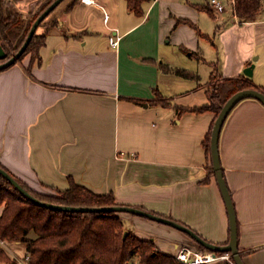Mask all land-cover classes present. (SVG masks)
I'll list each match as a JSON object with an SVG mask.
<instances>
[{
    "label": "crops",
    "instance_id": "1",
    "mask_svg": "<svg viewBox=\"0 0 264 264\" xmlns=\"http://www.w3.org/2000/svg\"><path fill=\"white\" fill-rule=\"evenodd\" d=\"M119 1L67 0L52 16L57 24L39 58L29 53L0 70V162L38 192L64 191L71 178L226 244L228 207L205 144L216 114L182 109L208 102L214 75L248 76L244 70L252 63L248 77L264 88V5L242 20L231 0H222L223 12L210 0H146L141 14ZM10 2L31 14L39 0ZM219 153L243 261L264 264L260 100L248 97L234 106L221 129ZM120 215L128 231L153 240L162 253L199 248L177 227ZM10 244L7 252L23 243ZM226 258L211 264H228Z\"/></svg>",
    "mask_w": 264,
    "mask_h": 264
},
{
    "label": "trees",
    "instance_id": "2",
    "mask_svg": "<svg viewBox=\"0 0 264 264\" xmlns=\"http://www.w3.org/2000/svg\"><path fill=\"white\" fill-rule=\"evenodd\" d=\"M53 1L47 0L29 20H26L23 13L12 5L10 0H0V42L7 51L5 58L8 59L18 51L33 22ZM126 1L130 10L138 14L143 12V2L146 0ZM7 5L10 7V13L6 12ZM263 5L264 0H236V14L242 20L251 19L261 12ZM198 7L204 8L202 5ZM48 15L38 26V28L45 26V32L38 34L37 28L20 60L29 53L33 60L39 58L48 31L57 24V20L47 22ZM165 69L184 77L198 76L184 68L172 69L165 66ZM245 88H257L264 92V88L256 85L246 75L219 77L207 89L206 104L182 110L197 112L210 110L215 112L217 117L226 100L236 91ZM212 128L205 143L209 154H211ZM0 166L5 168L1 162ZM15 177L29 192L44 201L74 206L121 205L116 201L114 194H97L71 178L66 190H57L56 194H45L32 189L23 180ZM1 206L3 209L0 214V237L8 242H24L29 254V264H124L137 251L143 264H181L176 255L162 253L153 240L141 239L130 231L125 234L120 211H69L42 206L22 193L2 173H0ZM198 247L212 251L201 244ZM215 252L220 255H231L230 251ZM231 259L233 261L232 257ZM227 262L233 264L228 260ZM0 264H20V262L14 257L11 258L5 249L0 248Z\"/></svg>",
    "mask_w": 264,
    "mask_h": 264
},
{
    "label": "water",
    "instance_id": "3",
    "mask_svg": "<svg viewBox=\"0 0 264 264\" xmlns=\"http://www.w3.org/2000/svg\"><path fill=\"white\" fill-rule=\"evenodd\" d=\"M63 0H54L33 22L28 35L23 42L22 46L15 52L12 56H10L6 61L0 63V70L4 69L14 63H16L23 52L26 50L29 42L31 41L34 33L36 32L39 24L41 21ZM7 56V51L4 48L3 44L0 43V58H5ZM255 64L252 63L248 67L245 68L244 72L248 76H252L254 72ZM253 97L260 100L264 104V92L257 88H245L236 91L232 94L226 102L223 104L220 112L218 113L211 134V155L213 161V168L216 172V176L221 187L224 199L226 201L229 217H230V239L229 242L226 244H216L204 239L198 233H196L192 228L188 227L185 224H182L176 220L171 218L158 215L146 209L140 207H134L129 205H111V206H74V205H64L58 203H52L48 201H44L31 192H29L21 183L20 181L8 170L0 166V173H2L5 177H7L22 193H24L27 197L32 199L35 203L46 206L52 209L57 210H69V211H120V212H132L138 215L149 217L153 220H157L159 222H163L174 227H177L186 233H188L193 239H195L199 244L211 249L212 251H224V252H231V257L233 258L234 264H245L238 246V223L236 217V211L234 207V203L231 197V193L228 189L226 180L224 178V173L222 170L221 160H220V153H219V138L222 126L234 108V106L244 98ZM129 231L126 230L125 234Z\"/></svg>",
    "mask_w": 264,
    "mask_h": 264
},
{
    "label": "built area",
    "instance_id": "4",
    "mask_svg": "<svg viewBox=\"0 0 264 264\" xmlns=\"http://www.w3.org/2000/svg\"><path fill=\"white\" fill-rule=\"evenodd\" d=\"M211 5L219 12H223L226 9V3L222 0H210ZM234 14H236L235 3L236 0L230 1ZM116 43V41H114ZM8 241L0 237V248L7 249ZM229 258L228 255H218L216 252H207L203 250H196L190 246H182L179 248L176 258L182 264H205L213 262L219 258ZM20 264H29V254L26 253L20 259Z\"/></svg>",
    "mask_w": 264,
    "mask_h": 264
},
{
    "label": "rangeland",
    "instance_id": "5",
    "mask_svg": "<svg viewBox=\"0 0 264 264\" xmlns=\"http://www.w3.org/2000/svg\"><path fill=\"white\" fill-rule=\"evenodd\" d=\"M47 0H39V2H38V5L36 6V10H38L45 2H46ZM67 2V0H64V1H62V2H60L59 4H58V6L56 7V9L53 11V12H51L49 15H48V17L46 18V21L47 22H49V21H52V16H54V14L56 13V11H58V9H60V7H62L65 3ZM120 3H121V5L122 6H124L125 5V0H120L119 1ZM8 13H10V12H8ZM23 13V17H25V19L26 20H29L33 15H34V13L35 12H31V14H26V13H24V12H22ZM28 13V12H27ZM27 15V16H26ZM45 30H46V27L45 26H40L39 28H38V30H37V33L38 34H42V33H44L45 32ZM20 60V59H19ZM18 60V61H19ZM217 77L218 76H215L214 75V77H213V82L212 83H214V81L215 80H218L217 79ZM124 215H137V214H135V213H132V212H122ZM132 226V225H131ZM125 230H127L126 228H125ZM10 243H12V242H10ZM10 243H8V247H10ZM21 243H23V244H21L19 247H15L14 249H13V251H11V250H9L10 252H7V254L11 257V258H16L17 260H18V262H20V259L22 258V256L24 255V254H22V250L25 248L26 249V245H25V243L24 242H21ZM8 247H7V249H8ZM196 250H203V251H205L204 249H201V248H196ZM209 252H214V251H209ZM140 253H139V251H137L128 261H126L124 264H143L142 263V261H141V257H140V255H139ZM218 254V253H217ZM218 255H220V254H218ZM226 255H228V257L229 258H226L228 261H230V262H232L233 263V261H232V259H231V255L230 254H226ZM210 263H212V262H209V263H205V264H210ZM182 264V263H181ZM218 264H226V263H224V262H219ZM234 264V263H233Z\"/></svg>",
    "mask_w": 264,
    "mask_h": 264
},
{
    "label": "flooded vegetation",
    "instance_id": "6",
    "mask_svg": "<svg viewBox=\"0 0 264 264\" xmlns=\"http://www.w3.org/2000/svg\"><path fill=\"white\" fill-rule=\"evenodd\" d=\"M6 60H7V58H5V59L0 58V63L4 62V61H6Z\"/></svg>",
    "mask_w": 264,
    "mask_h": 264
}]
</instances>
